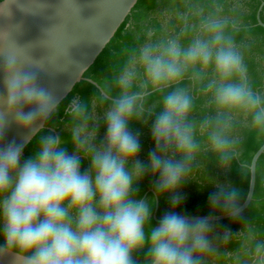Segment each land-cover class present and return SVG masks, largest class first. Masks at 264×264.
<instances>
[{
	"label": "clouds",
	"instance_id": "9594fccd",
	"mask_svg": "<svg viewBox=\"0 0 264 264\" xmlns=\"http://www.w3.org/2000/svg\"><path fill=\"white\" fill-rule=\"evenodd\" d=\"M237 7L226 12L225 0H183L174 11L178 28L164 27L159 36L150 30L143 43L123 50L98 99L76 94L65 105L25 67L43 65L25 59L16 43L8 45L0 64V141L10 122L25 135L24 143L0 147V259L207 264V257L219 255L220 242L243 237L238 264H264V239L244 217L238 186L217 182L206 217L177 211L202 152L212 153L225 171L238 159L241 117L264 133V93L253 89L236 41L242 28ZM199 98L208 110L197 114ZM61 109L68 118L64 135L45 127ZM134 124L150 127L154 147L146 161L139 159L141 133ZM34 141L25 158V146ZM149 175L154 200L138 195ZM162 196L170 208L153 226L152 209ZM217 211L241 221V230L217 231Z\"/></svg>",
	"mask_w": 264,
	"mask_h": 264
},
{
	"label": "trees",
	"instance_id": "16d2710c",
	"mask_svg": "<svg viewBox=\"0 0 264 264\" xmlns=\"http://www.w3.org/2000/svg\"><path fill=\"white\" fill-rule=\"evenodd\" d=\"M3 0H0V2ZM206 3L207 0H200ZM264 0H225L226 12L235 6L234 13L242 20L241 31L236 35V41L241 44L244 53L245 63L248 69V77L254 90L264 93V27L258 23L257 13ZM183 0H139L133 8L130 15L121 25L110 43L96 59L95 63L84 74V80L77 83L72 92L61 102L62 105L68 103L71 95H80L82 98L88 99L97 96L98 87L88 81V79L96 82L100 87H105L110 81L112 72L118 66L120 54L125 49L138 46L147 39V33L155 29L156 35L162 34L163 28H178L179 22L175 19L174 11L177 7L182 9ZM261 19L264 22V8L261 12ZM157 97H153V100ZM196 113L206 112L208 109L204 107L203 98L196 101ZM100 106L98 104V111ZM68 118L64 116L63 110L57 117L49 121L45 126L56 127L60 133L64 135V127ZM133 129H138L141 133V152L139 159L146 161L148 153L154 147L150 134V127L141 124H134ZM241 137L239 145V157L233 162L230 170H222L216 164L215 156L210 152H202L198 157V166L193 168L189 175V181L185 183L181 189L184 196L182 207L177 211L186 216H208L210 207L208 197L211 192L216 190L215 184L231 182L238 186L242 191L241 203L243 204L249 190L250 185V165L255 153L264 144V133H257L246 126V121L241 117V125L238 128ZM43 134V133H41ZM104 130L101 129V137ZM33 145L25 148V158L29 156ZM69 151L71 147L69 146ZM88 167L87 161L82 163V170ZM154 178L146 176L139 184L138 195L142 198H150L154 196L153 189ZM155 198L153 197V200ZM170 205L166 196L159 198V208L157 211V219L154 217L156 204L152 209L151 224L157 225L164 212L168 211ZM222 215L219 211L215 216ZM244 217L248 219L258 233L259 239H264V153L257 163V182L254 197L249 207L244 211ZM216 230L224 232L230 230L233 234L238 233L242 228L241 221H233L230 218L218 222ZM243 237L234 238L232 241L224 243L220 242L219 255L209 256L206 258L207 264H238L236 255L241 251ZM3 242L0 236V243ZM138 258L143 260V253ZM241 259H245L241 257Z\"/></svg>",
	"mask_w": 264,
	"mask_h": 264
},
{
	"label": "water",
	"instance_id": "95a60500",
	"mask_svg": "<svg viewBox=\"0 0 264 264\" xmlns=\"http://www.w3.org/2000/svg\"><path fill=\"white\" fill-rule=\"evenodd\" d=\"M139 0H3L0 2V64L9 44H17L22 56L43 65L37 72L42 86L54 91L62 102L84 74L95 63L115 36ZM261 4L257 19L264 27ZM5 34L7 39H5ZM91 83L100 87L93 80ZM71 89V91H70ZM5 93L4 75L0 70V94ZM24 132L9 123L0 147L9 143H24ZM28 145L25 146V148ZM264 153V144L253 156L250 165V185L242 204L243 212L251 204L256 182L257 163ZM159 199L154 217L157 219ZM206 217V216H187ZM229 219L215 216L214 222ZM0 264H13L12 258L0 259Z\"/></svg>",
	"mask_w": 264,
	"mask_h": 264
}]
</instances>
